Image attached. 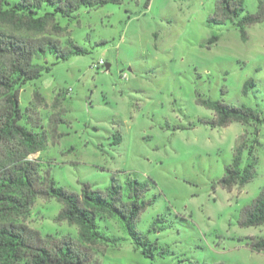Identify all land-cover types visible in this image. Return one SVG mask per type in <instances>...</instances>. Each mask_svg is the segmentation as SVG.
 <instances>
[{"label":"rangeland","instance_id":"rangeland-1","mask_svg":"<svg viewBox=\"0 0 264 264\" xmlns=\"http://www.w3.org/2000/svg\"><path fill=\"white\" fill-rule=\"evenodd\" d=\"M216 1L122 0L80 8L71 19L58 16L64 34L57 39L85 53L66 61L46 54L37 62L51 70L19 93L23 111L35 91L44 98L36 114L46 146L29 159L50 168L57 186L76 194L82 185L105 191L114 177L122 188L129 180L148 187L145 199L153 205L135 229L150 257L118 219H101L99 230L120 239L107 245L101 264H264V252L247 246L264 237V225H239L264 186V122L258 136L252 125L214 128V113L198 102L246 106L264 118V21L247 27L243 42L232 23H209ZM258 1L245 0L241 17L255 14ZM213 36L218 40L209 45ZM248 81L253 86L244 94ZM52 116L57 124L49 127ZM244 133L253 151L243 153L241 167L255 161V176L227 191L219 180ZM60 208L53 198H38L25 224L42 236L75 237L76 227L54 221Z\"/></svg>","mask_w":264,"mask_h":264},{"label":"trees","instance_id":"trees-1","mask_svg":"<svg viewBox=\"0 0 264 264\" xmlns=\"http://www.w3.org/2000/svg\"><path fill=\"white\" fill-rule=\"evenodd\" d=\"M121 3L122 0H0V264H101L100 256L105 254L107 245H117L120 239L102 233L98 220L115 218L135 248L143 256L150 257L149 250L144 248L147 244L144 236L135 229L141 213L153 205V200L145 199L147 185L129 180L122 188L111 177V184L105 191L82 185L80 194H76L57 186L50 168L43 170L40 160L29 159L32 154H40L46 146L47 132L36 114L37 109L45 106L44 98L35 91L31 107L23 111L19 105L22 87L51 70L46 64L37 62L40 58L49 54L66 61L85 53L70 39L66 45L57 39L64 34L57 17L71 19L80 8L90 10ZM244 3L245 0H217L209 23H232L240 39L246 42V28L264 21V1H258L255 14L241 17ZM217 40L213 36L208 44L213 45ZM248 86H253L251 81L245 83L244 94ZM198 102L214 113L212 127L224 128L232 123L252 125V134L258 136L264 118L260 119L257 110L234 107L223 101L199 99ZM24 119L25 125H22ZM48 124L49 127L56 125L57 120L52 116ZM247 135L244 133L237 139L232 164L224 169L219 180L227 191L243 188L255 176V161L241 167L243 153L247 151L251 156L253 151V146H248ZM116 140L118 145L120 138ZM38 198H53L61 204L54 221L76 227L75 237L56 233L42 236L25 224ZM239 225L242 228L264 225V186L244 208ZM247 246L255 252H264V237L250 239ZM164 253L165 250L158 251L160 256Z\"/></svg>","mask_w":264,"mask_h":264},{"label":"built area","instance_id":"built-area-1","mask_svg":"<svg viewBox=\"0 0 264 264\" xmlns=\"http://www.w3.org/2000/svg\"><path fill=\"white\" fill-rule=\"evenodd\" d=\"M103 62L102 61H100V64H102Z\"/></svg>","mask_w":264,"mask_h":264}]
</instances>
